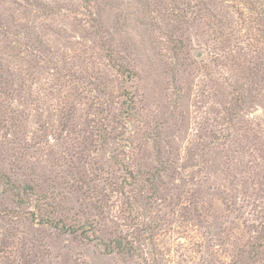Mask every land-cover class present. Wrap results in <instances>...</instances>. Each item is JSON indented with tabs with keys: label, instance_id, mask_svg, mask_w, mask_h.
<instances>
[{
	"label": "rangeland",
	"instance_id": "rangeland-1",
	"mask_svg": "<svg viewBox=\"0 0 264 264\" xmlns=\"http://www.w3.org/2000/svg\"><path fill=\"white\" fill-rule=\"evenodd\" d=\"M258 10L0 0V264H264Z\"/></svg>",
	"mask_w": 264,
	"mask_h": 264
},
{
	"label": "trees",
	"instance_id": "trees-1",
	"mask_svg": "<svg viewBox=\"0 0 264 264\" xmlns=\"http://www.w3.org/2000/svg\"><path fill=\"white\" fill-rule=\"evenodd\" d=\"M257 5H258V8H259V14L264 17V0H257ZM116 246H117V249H121V248H118L120 247V243L119 241H116Z\"/></svg>",
	"mask_w": 264,
	"mask_h": 264
}]
</instances>
